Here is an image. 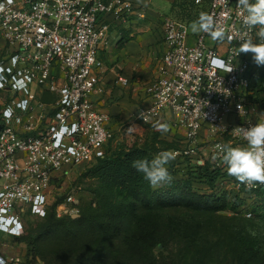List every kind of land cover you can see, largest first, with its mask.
<instances>
[{
  "label": "built area",
  "instance_id": "obj_1",
  "mask_svg": "<svg viewBox=\"0 0 264 264\" xmlns=\"http://www.w3.org/2000/svg\"><path fill=\"white\" fill-rule=\"evenodd\" d=\"M208 2L207 14L223 37L202 32L190 43L188 23L165 17L166 48L157 77L146 86L150 103L135 119L154 122L170 114L172 126L184 130L190 143L174 154L190 157L192 146L205 138L215 164L223 166L217 145L228 138L245 147L237 129L262 119L260 105L251 99L257 64L237 54L246 38L254 43L259 38L256 28L243 25L246 12L238 0ZM135 9L129 0H0L6 51L0 60V264H32L26 258L16 262L2 250L7 236L16 240L25 233L27 214L45 217L57 200L56 183L104 155L114 132L110 115L91 98L102 92L98 54L108 42L111 21L128 22ZM116 83L126 86L129 79L118 76ZM239 186L255 190L264 183ZM72 202V195L59 202L57 217L72 215Z\"/></svg>",
  "mask_w": 264,
  "mask_h": 264
},
{
  "label": "rangeland",
  "instance_id": "obj_2",
  "mask_svg": "<svg viewBox=\"0 0 264 264\" xmlns=\"http://www.w3.org/2000/svg\"><path fill=\"white\" fill-rule=\"evenodd\" d=\"M221 46L223 52L227 44L222 43ZM244 54L253 59V54ZM5 56V45L0 38V60ZM261 82H264V70L252 80L253 94L261 88ZM133 125L130 131L129 127ZM159 125H167V130L159 128ZM184 136V131L172 126L169 120L141 122L132 115L120 126L119 131H114L113 137L104 146V153L118 146H131L135 142L138 144L155 142L163 152H171L174 156V159L170 161L175 164L167 165V169L173 172L171 175L174 181L185 177L184 173L189 163L193 167L206 162L215 166V160L208 153L210 142L205 138L201 139V143L192 146L194 152L190 157L174 154V151L183 152L189 148L190 143ZM160 140H165L174 147L168 148L169 145L160 143ZM225 145L244 147L239 142H229L228 138ZM202 160L203 163L198 162ZM223 165L225 166L224 163ZM83 173L84 170L80 174H72L56 183L53 188V199H58V193L64 199L72 195L74 202L71 203L73 213L71 216L73 218L79 217L85 209H88L91 216L101 212L107 214L106 216L124 214L126 220L121 231H117L118 225L112 222L109 223L103 235L86 230L83 235L74 237L73 233L69 234L67 229L62 228L60 231L48 232L39 237L38 254H33L24 241L7 236L8 242L2 246V250L11 256H16V262L22 261L28 254L32 264H143L140 260L151 261V254H153L154 264H264V216L250 212L258 204L244 206L238 212L229 208L210 213L193 211L180 201L172 204V207H165L160 220L155 223L154 228L162 229L159 238L156 232L154 234L152 229H148L149 225L136 224L138 219L147 220L149 215L140 207L134 209V198H131L130 202L121 204V199L109 197L104 206L98 205L100 196L97 192L100 190V184L96 179L86 177ZM220 183L222 189L228 193L229 205L233 203L234 193L242 190L243 197L249 196L245 193L248 189L239 186V182L227 179L221 180ZM167 185L157 189L166 188ZM196 189L203 192L210 191L208 186L198 182H196ZM260 212L263 211L260 210ZM25 222L24 234L36 233L43 226L45 219L27 214ZM237 228H243L249 231L252 237L258 238L255 239L256 248L252 251V255L250 252H244L245 249L238 245ZM104 240H106V247L98 252L96 246ZM149 245H152V253L148 250ZM245 254L248 255L247 258Z\"/></svg>",
  "mask_w": 264,
  "mask_h": 264
},
{
  "label": "trees",
  "instance_id": "obj_3",
  "mask_svg": "<svg viewBox=\"0 0 264 264\" xmlns=\"http://www.w3.org/2000/svg\"><path fill=\"white\" fill-rule=\"evenodd\" d=\"M255 1V0H254ZM254 64H256L253 61ZM264 70V65H257L253 79L260 75ZM261 88L254 94L252 93L251 99L254 103L259 104L264 109V82L260 84ZM3 124L0 117V131ZM160 143L168 144L165 140H160ZM168 148H173V145L168 144ZM163 152L161 148L156 146V143H134L131 146H118L115 149L108 150L103 156L98 158L97 162L92 166L84 169L83 175L86 177L96 179L100 184V190L97 192L100 196L98 205H105L106 200L109 197L114 199H121V204L127 203L131 198H134V206L136 208H142L143 212L147 213L148 219H138L137 225L148 226V229H152L153 233L160 238L159 234H162V229L154 228L155 223L160 220L165 207H172V204L183 202L187 207L196 212H218L231 209L238 212L244 206H250L252 203L258 204L256 208H253L250 212L253 214H262L264 216V186L255 190H246L248 197H243L241 191L234 193L233 203L229 205L228 193L223 190L221 180H236L235 177L230 176L227 173V166H213L209 162L204 164H196L194 167L189 163L187 170L184 173L185 177L179 180H172L171 185H167L163 189H153L150 187L147 180L143 178V174L137 172L131 164L132 161L139 158H147L151 160L159 153ZM188 156H186L187 158ZM188 161V160H187ZM191 160H189L190 162ZM172 165L175 162H168ZM168 164H166L167 167ZM170 175L173 173L168 169ZM80 174V173H79ZM172 176V175H171ZM174 181V182H173ZM196 182L203 183L210 191L203 192L196 189ZM242 194V195H241ZM64 197H59L56 202L49 208L47 214L43 219L45 222L38 232H29L16 237V240L24 241L30 251L33 254H38V239L41 235L48 232H57L62 228H65L70 233H73L74 237L83 235L84 231L92 230L103 235L109 223L118 225L117 231H121L125 224V215L106 216L105 213H97L93 216L89 213L88 209H85L79 217L73 218L71 215L67 217L58 218L56 216L55 207L62 201ZM248 199H251L248 201ZM104 202V203H103ZM130 202V201H129ZM261 207V208H258ZM262 210L263 212H260ZM51 211H54L51 213ZM119 216V217H118ZM236 240L244 252H250L255 250L256 236L251 235L249 231H245L243 228H237ZM149 239V238H148ZM146 239V241L148 240ZM155 243L156 241H152ZM146 243V242H144ZM152 243V245H153ZM152 245L148 246V250L152 253ZM96 247L98 252L104 250L106 247V240L101 241ZM246 255V254H245ZM250 255V256H251ZM151 254V261L143 259L141 263L154 264V258ZM248 255H246V258ZM245 258V259H246ZM248 260V259H246ZM27 254L26 262L31 263Z\"/></svg>",
  "mask_w": 264,
  "mask_h": 264
},
{
  "label": "crops",
  "instance_id": "obj_4",
  "mask_svg": "<svg viewBox=\"0 0 264 264\" xmlns=\"http://www.w3.org/2000/svg\"><path fill=\"white\" fill-rule=\"evenodd\" d=\"M129 1L136 9L128 22L111 21L108 42L98 54L103 62V67L97 69L102 92L91 96L97 108L110 115L108 126L113 132L119 131L130 116L135 117L139 108L150 103L146 86L157 77L156 65L166 48L164 18L182 19L190 25L200 13H207L209 7L208 0L200 4L194 0ZM201 33L190 30V43ZM118 76L128 78L129 84H117ZM260 109L264 111L261 106ZM159 120L171 122L172 117L167 114Z\"/></svg>",
  "mask_w": 264,
  "mask_h": 264
},
{
  "label": "clouds",
  "instance_id": "obj_5",
  "mask_svg": "<svg viewBox=\"0 0 264 264\" xmlns=\"http://www.w3.org/2000/svg\"><path fill=\"white\" fill-rule=\"evenodd\" d=\"M238 6L246 12L243 18L245 28L257 29L256 36L259 38V43H254L251 37H248L240 45L237 54L251 53L257 65H264V0H255L254 3L251 0H238ZM189 27L193 33L208 32L213 38H222L224 35L223 29L215 27L214 18L204 12L200 13ZM260 114L262 117L260 122L246 129H237L243 133V138L247 142L245 147L217 145L221 153L220 158L227 166V173L241 184L248 186L257 182L264 183V111ZM133 127L134 125L129 127V130L131 131ZM159 128L167 130V125H159ZM172 159H174L173 154L164 151L151 160L135 159L131 166L143 174V178L148 181L150 187L157 189L172 182L173 177L166 167Z\"/></svg>",
  "mask_w": 264,
  "mask_h": 264
}]
</instances>
